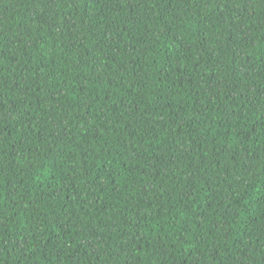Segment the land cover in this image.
I'll return each mask as SVG.
<instances>
[{
  "label": "trees",
  "instance_id": "1",
  "mask_svg": "<svg viewBox=\"0 0 264 264\" xmlns=\"http://www.w3.org/2000/svg\"><path fill=\"white\" fill-rule=\"evenodd\" d=\"M0 264H264V0H0Z\"/></svg>",
  "mask_w": 264,
  "mask_h": 264
}]
</instances>
